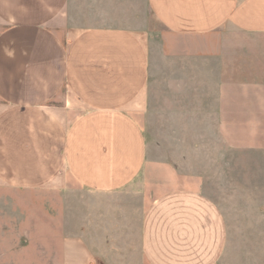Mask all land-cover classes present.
<instances>
[{
  "label": "crops",
  "instance_id": "crops-1",
  "mask_svg": "<svg viewBox=\"0 0 264 264\" xmlns=\"http://www.w3.org/2000/svg\"><path fill=\"white\" fill-rule=\"evenodd\" d=\"M151 18L199 38L194 57L204 71L205 61L218 70L210 71V83L226 100L239 91L253 99L245 87L253 84L251 67H242L240 85L234 82V38L264 49V0H0V191L62 196L71 180L89 194L114 195L152 180L139 121L148 108L151 60L142 36ZM10 211L0 200V214ZM39 215L35 232L56 230ZM140 234L141 256L131 264L236 263L226 218L201 191L154 200ZM65 240L76 243L69 233ZM44 244L35 242L33 252L31 244L0 248V258L60 264ZM106 261L92 250L82 264Z\"/></svg>",
  "mask_w": 264,
  "mask_h": 264
},
{
  "label": "rangeland",
  "instance_id": "rangeland-1",
  "mask_svg": "<svg viewBox=\"0 0 264 264\" xmlns=\"http://www.w3.org/2000/svg\"><path fill=\"white\" fill-rule=\"evenodd\" d=\"M142 39L150 55L151 80L148 108L139 121L147 134L152 180L114 195L89 194L71 180L62 196L2 190L0 200L6 198L11 211L0 214V248L31 244L33 252L34 243L41 242L60 264H82L92 250L103 254L106 264H131L141 256L140 223L151 203L190 189L201 191L223 212L235 264H264L263 46L235 36L234 82L240 85L242 67H251L253 84L245 87L253 99L243 100L239 91L226 100L217 82L210 83V71L218 70L205 61L204 71L201 59L194 57L199 38L169 32L151 18ZM39 213L42 221L53 222L57 235L49 227L35 232ZM89 226L92 235L83 239ZM67 233L76 243H66ZM5 260L0 258V264L9 262Z\"/></svg>",
  "mask_w": 264,
  "mask_h": 264
}]
</instances>
